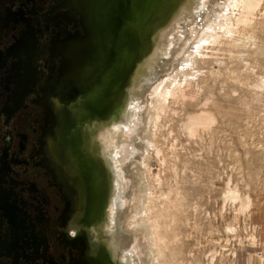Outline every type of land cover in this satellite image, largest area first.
<instances>
[{
    "label": "rangeland",
    "instance_id": "374dc122",
    "mask_svg": "<svg viewBox=\"0 0 264 264\" xmlns=\"http://www.w3.org/2000/svg\"><path fill=\"white\" fill-rule=\"evenodd\" d=\"M109 2L78 143L111 182L103 264H264V0Z\"/></svg>",
    "mask_w": 264,
    "mask_h": 264
},
{
    "label": "flooded vegetation",
    "instance_id": "af4514ba",
    "mask_svg": "<svg viewBox=\"0 0 264 264\" xmlns=\"http://www.w3.org/2000/svg\"><path fill=\"white\" fill-rule=\"evenodd\" d=\"M106 1L0 0V264H98L70 156L75 108L105 70Z\"/></svg>",
    "mask_w": 264,
    "mask_h": 264
},
{
    "label": "bare ground",
    "instance_id": "6f19581e",
    "mask_svg": "<svg viewBox=\"0 0 264 264\" xmlns=\"http://www.w3.org/2000/svg\"><path fill=\"white\" fill-rule=\"evenodd\" d=\"M119 1H121V0H113V4L118 5ZM165 1L167 3H171L172 0H165ZM106 2H107V6L109 7V5H110L109 0H107ZM99 67H100V65H99ZM93 70H94V68H93ZM95 70H97V69H95ZM105 70H106V68H105ZM105 70H104V72H105ZM92 72L90 74H92ZM93 75H95V74L93 73ZM100 75L101 74H99L97 77L90 75L91 76L90 81L88 80L89 85H90L89 86L90 87V90H89L90 93L88 94L89 99H87L86 101H80V103H78V105L75 108V109H77L74 112L75 117H76V131H77V128L79 127V125L81 124V122L85 121V119H88L89 113H93L91 108H93L95 110V112H98L100 118L104 117L103 116L104 112L99 111L98 109H96L97 107L95 108L91 104V100H94L95 97L99 96L98 94L97 95H94V94L98 90H100V89H98L101 85V81L99 79ZM96 86H97V88H96ZM120 97H122V96H121V91L119 90L118 93L115 95V98H113L112 104L110 106H106V107H109L107 111H111L112 109H114V107L117 104L116 101ZM119 103H118V105H119ZM122 106H123V110H122ZM100 109H102V107ZM124 113H125L124 105L123 104L121 105V103H120L119 110L116 111V113L114 112L115 116H113L111 119L109 118L108 123L111 124L112 122H119L121 119V114H124ZM77 133H79V130L77 131ZM76 137H77V134H75V137H74V143L76 144L77 148H75L72 145L70 163L73 166L74 174L76 176H81V182H83L85 184V188H86L87 194L89 196V201H88V205H87L86 212H85V218H87L90 221L92 219H94L97 222L98 236L100 237L101 241H103V243L101 244L102 246H100V244L96 246V252L97 253L95 254V256H96V260H97L98 264H103L104 262H106L103 259V257H107V258L109 257V253L107 252L106 247H105V237L107 236V233H106L107 218L105 215L107 212L108 199H109V195H110V191H111V182L109 180V177L107 176L108 172H107L106 165L104 162L105 157H104L102 145L98 146L97 150H94L93 153L91 154V156L88 154V156L86 157V153H85L86 151H85L84 147H81L83 144H78L81 142H79ZM74 149H75V151H74ZM79 152H81L83 157L81 155H79L80 154ZM92 155H93V158H95L94 162L90 158V157H92ZM83 160L85 163H87V162L89 163V166H87L89 169H84L82 165L80 166L81 161H83ZM81 167H82V169H81ZM69 188L71 189V191L73 193L74 190H73L72 186H69ZM107 264H110L109 261H107Z\"/></svg>",
    "mask_w": 264,
    "mask_h": 264
},
{
    "label": "water",
    "instance_id": "95a60500",
    "mask_svg": "<svg viewBox=\"0 0 264 264\" xmlns=\"http://www.w3.org/2000/svg\"><path fill=\"white\" fill-rule=\"evenodd\" d=\"M67 1L69 2V4L72 3L71 2L72 0H67ZM84 1L85 0H83V2H82V0H76L74 8H77L79 10H82L83 9ZM110 8L112 9V7H110ZM108 15H109V12H108ZM91 23H92V26L95 25V22H91Z\"/></svg>",
    "mask_w": 264,
    "mask_h": 264
}]
</instances>
